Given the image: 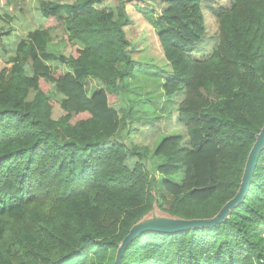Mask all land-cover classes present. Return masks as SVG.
I'll use <instances>...</instances> for the list:
<instances>
[{"label": "trees", "instance_id": "trees-1", "mask_svg": "<svg viewBox=\"0 0 264 264\" xmlns=\"http://www.w3.org/2000/svg\"><path fill=\"white\" fill-rule=\"evenodd\" d=\"M18 1L0 0L5 25L18 24ZM108 1L38 0L45 24L1 35L0 264H114L138 222L153 213L213 218L239 188L264 126V0H157V10L143 11L171 69L163 94L184 93L176 120L186 140L167 136L153 149L119 140L136 120L157 119L137 115L133 102L123 106L135 76L131 18L125 0L98 7ZM205 10L218 36L197 58L207 45ZM55 30L67 54L50 47ZM87 78L98 85L91 95ZM151 156L160 162L153 171L143 163ZM121 264H264V150L223 223L145 232Z\"/></svg>", "mask_w": 264, "mask_h": 264}, {"label": "rangeland", "instance_id": "rangeland-1", "mask_svg": "<svg viewBox=\"0 0 264 264\" xmlns=\"http://www.w3.org/2000/svg\"><path fill=\"white\" fill-rule=\"evenodd\" d=\"M62 3L72 2V0H57ZM113 0H109L105 4L98 6L100 9L108 11L109 7L113 5ZM126 10L131 18V23L125 27V33L128 41L130 42V49L132 50L133 59L136 61L134 66V78L127 80L129 92L123 97V106L133 102L137 115L148 118L154 117L156 121L136 120L133 124V131L128 134L126 131L120 133L119 140L132 146L136 144L139 147L147 146L151 149L155 148L159 142L167 136H179L184 141L186 140L184 129L177 123L176 109L183 99V91L177 92L171 97H166L161 89V84L164 82L165 77L171 73L168 62L165 60L161 47L158 43L157 36L152 27L144 20L143 11L146 12L150 4L155 3L154 10L159 8V1L156 0H125ZM18 13L13 14L19 19L18 24L11 23L5 25L0 21V49L2 48L1 35L4 34L7 28H11V34L15 38H19L25 34L23 25L34 27L38 23L40 16H38V0H19ZM216 5H227V0H213ZM2 8L0 6V13ZM11 11V10H10ZM13 13V12H11ZM206 33L204 39L207 40L206 47L197 48L192 56L197 58L206 57L215 43L214 40L218 36L217 20L208 11H204ZM43 24H45V21ZM28 24V25H27ZM51 49L55 52L67 54L69 46L65 42V37L59 30L51 32ZM88 79V78H87ZM91 95L97 90L98 85L95 80L89 78L82 83ZM33 94L28 97L31 100ZM120 105V104H117ZM156 115H159L156 118ZM160 120V121H159ZM151 124L148 129L144 130L142 124ZM141 125V126H139ZM144 130V131H143ZM144 132L141 137L139 134ZM115 140L118 141V138ZM186 145V142L185 144ZM152 152V150L150 151ZM144 165L151 171L160 164L159 160H153L152 156L143 161ZM134 159L128 157L125 165L133 167ZM159 180H160V176Z\"/></svg>", "mask_w": 264, "mask_h": 264}, {"label": "water", "instance_id": "water-1", "mask_svg": "<svg viewBox=\"0 0 264 264\" xmlns=\"http://www.w3.org/2000/svg\"><path fill=\"white\" fill-rule=\"evenodd\" d=\"M263 150L264 126L256 135L255 142L250 149V152L246 159L241 182L236 194L232 199L224 204V206L219 210L216 216L210 219L183 220L167 216H160L153 213L151 217H148L131 227L128 234L123 238L116 251L114 264H121L126 247L133 239L137 238L145 232L174 234L194 228H210L223 223L230 215L232 210L236 208L246 196L259 156Z\"/></svg>", "mask_w": 264, "mask_h": 264}, {"label": "crops", "instance_id": "crops-1", "mask_svg": "<svg viewBox=\"0 0 264 264\" xmlns=\"http://www.w3.org/2000/svg\"><path fill=\"white\" fill-rule=\"evenodd\" d=\"M41 19H42V18L40 17V19L38 20V23H37L36 26H34V27H37V28H38V27H40V26L43 25V21H42ZM27 25H28V24H27ZM25 26H26V25H23V27H25ZM28 28L31 29V28H33V27H31V26H27V27L24 28V30L26 31ZM88 79H89V78H88ZM88 79H86V80H88ZM92 79H93V78H92ZM86 80H85V81H86ZM83 82H84V81H83ZM83 82H82V83H83ZM85 88H86V87H85ZM159 121H160V120H159ZM142 125H143V126L145 125V126H144V130H146V129H148V127H149L151 124L147 123V125H146V123H144V124H142ZM139 126H141V125H139ZM133 129H134V128H133ZM144 130H143V131H144ZM143 131L139 134V137H141V139H142V135H143V133H144Z\"/></svg>", "mask_w": 264, "mask_h": 264}]
</instances>
